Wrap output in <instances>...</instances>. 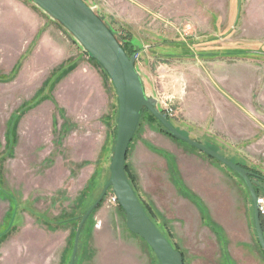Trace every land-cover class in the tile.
<instances>
[{"label": "rangeland", "instance_id": "rangeland-1", "mask_svg": "<svg viewBox=\"0 0 264 264\" xmlns=\"http://www.w3.org/2000/svg\"><path fill=\"white\" fill-rule=\"evenodd\" d=\"M83 1L136 52L146 94L175 129L264 178V0ZM0 53V264H69L80 217L110 179L116 94L30 0H0ZM126 165L184 264H264L234 172L146 113ZM110 194L74 264H159Z\"/></svg>", "mask_w": 264, "mask_h": 264}, {"label": "water", "instance_id": "water-1", "mask_svg": "<svg viewBox=\"0 0 264 264\" xmlns=\"http://www.w3.org/2000/svg\"><path fill=\"white\" fill-rule=\"evenodd\" d=\"M30 1L49 19L57 22L72 36L83 52L97 62L108 76L117 98L116 141L110 161V179L104 185L98 198L80 217L69 264L75 262L78 240L84 223L109 190H111L118 206L124 212L127 230L147 244L159 264H184L182 254L173 249L147 217L125 176L124 166L128 146L144 109L174 138L218 161L241 178L250 194L255 233L264 254V234L258 212L257 194L254 188L258 185V182L252 179L253 177H261L177 131L169 123L167 115L159 111L155 99L146 94L142 77L135 67L136 54L132 57L127 56L115 36L95 14L93 8L83 0ZM261 179L264 180V178Z\"/></svg>", "mask_w": 264, "mask_h": 264}, {"label": "trees", "instance_id": "trees-1", "mask_svg": "<svg viewBox=\"0 0 264 264\" xmlns=\"http://www.w3.org/2000/svg\"><path fill=\"white\" fill-rule=\"evenodd\" d=\"M98 16V15H97ZM100 18V17H99ZM101 19V18H100ZM102 20V19H101ZM108 28V27H107ZM109 29V28H108ZM110 30V29H109ZM111 31V30H110ZM111 33L113 34V36H115L114 35V33L111 31ZM115 38H116V40L119 42V44L121 45V47L123 48V50L125 51V53L127 54V56L128 57H132L133 55H135L136 54V52L135 51H131L130 50V48H129V45H128V42L127 43H125V44H122V43H120V41H119V39H117V37L115 36ZM86 54V53H85ZM87 55V54H86ZM87 57L92 61V62H94L101 70H102V68L97 64V62L96 61H94L92 58H90L88 55H87ZM102 72L104 73V75L108 78V76L106 75V73L102 70ZM109 79V78H108ZM112 85V84H111ZM113 87V86H112ZM114 89V88H113ZM118 106V105H117ZM162 114H165V112L163 111V110H159ZM117 112H118V108H117ZM144 113H146L147 114V116L149 117V119L150 120H152V121H154V122H156L157 123V125L159 126V128H160V132L161 133H163V134H165V135H167L168 137H170L171 139H173V140H176V141H179V140H177L176 138H174L171 134H169L164 128H163V126L147 111V110H143L142 112H141V115H140V118L143 116V114ZM167 118H168V121H169V123L171 124V122H170V119H169V117L167 116ZM172 125V124H171ZM173 126V125H172ZM177 131H179L178 129H176ZM180 133H181V131H179ZM182 135H184L183 133H181ZM185 136V135H184ZM133 138V137H132ZM196 141V140H195ZM179 142H181V141H179ZM197 142H199V141H197ZM181 143H183V142H181ZM200 143V142H199ZM185 144V143H184ZM201 144V143H200ZM187 145V144H186ZM189 146V145H188ZM191 147V146H190ZM128 148H129V146H128ZM191 148H193V147H191ZM193 149H195V148H193ZM212 150V149H211ZM128 151V150H127ZM198 151V150H197ZM214 151V150H213ZM205 155V154H204ZM126 156H127V154H126ZM207 156V155H206ZM208 158H210V159H212L211 157H209V156H207ZM214 160V159H213ZM216 161V160H215ZM216 162H218V161H216ZM219 163V162H218ZM221 164V163H220ZM235 164H237L238 166H240V167H242V168H244V169H246V170H248V171H250V172H253L252 170H250V169H248L247 167H245V166H243V165H241V164H239V163H235ZM227 168V167H226ZM124 169H125V176H126V179H127V181L129 182V184L131 185V187H132V189H133V191H134V193H135V195H136V197H137V194H136V181H135V178H134V176H132L130 173H129V171H128V168H127V165H126V157H125V166H124ZM229 169V168H228ZM230 170V169H229ZM232 171V170H231ZM233 172V171H232ZM236 174V173H235ZM237 175V174H236ZM238 176V175H237ZM257 176V175H256ZM239 177V176H238ZM259 177V176H258ZM240 178V177H239ZM262 178V177H261ZM261 178H256L257 180V182H258V185L257 186H255L254 188H255V192H256V194H257V197H259V194L261 193V192H264V180H262ZM241 179V178H240ZM244 183V182H243ZM245 185V184H244ZM111 191V190H110ZM138 198V197H137ZM138 200H139V202H140V204H141V206H142V208H143V210H144V212L146 213V215H147V217L151 220V222L155 225V227L158 229V231L163 235V233L161 232V230L159 229V227L156 225V223H155V214H154V212H153V210L149 207V206H147L146 204H144L139 198H138ZM103 201V200H102ZM102 201L100 202V204L102 203ZM99 204V205H100ZM99 205L96 207V208H98L99 207ZM95 208V209H96ZM118 208H119V210L120 211H122V209L118 206ZM94 209V210H95ZM88 210V209H87ZM86 210V211H87ZM93 210V211H94ZM123 212V211H122ZM124 213V212H123ZM260 221H261V225H262V230H263V234H264V228H263V220H262V216H260ZM83 228V227H82ZM81 233V232H80ZM80 237V236H79ZM163 237L170 243V241L166 238V236L165 235H163ZM79 241V240H78ZM144 242V241H143ZM145 243V242H144ZM146 244V243H145ZM147 245V244H146ZM170 245L173 247V249L174 250H176V251H178V249L175 247V245H172L171 243H170ZM150 249V248H149ZM261 249V248H260ZM77 250H78V246H77ZM151 250V249H150ZM152 251V250H151ZM153 253V252H152ZM154 254V253H153ZM76 255H77V253H76ZM155 256V255H154ZM183 256V255H182ZM155 258H156V256H155ZM76 259V258H75ZM156 260H157V258H156ZM158 261V260H157ZM158 263H159V261H158Z\"/></svg>", "mask_w": 264, "mask_h": 264}, {"label": "built area", "instance_id": "built-area-1", "mask_svg": "<svg viewBox=\"0 0 264 264\" xmlns=\"http://www.w3.org/2000/svg\"><path fill=\"white\" fill-rule=\"evenodd\" d=\"M165 115L169 116L167 113H165ZM106 203L108 206H117L118 205L117 200L112 195V193L109 195ZM257 206H258L259 215L263 217L264 216V199L257 197Z\"/></svg>", "mask_w": 264, "mask_h": 264}, {"label": "crops", "instance_id": "crops-1", "mask_svg": "<svg viewBox=\"0 0 264 264\" xmlns=\"http://www.w3.org/2000/svg\"><path fill=\"white\" fill-rule=\"evenodd\" d=\"M3 29V28H2ZM44 57H46L47 55V51H44ZM4 53H0V56H2ZM3 56H6V55H3ZM24 80H26V77L22 78V81L21 82H24Z\"/></svg>", "mask_w": 264, "mask_h": 264}]
</instances>
